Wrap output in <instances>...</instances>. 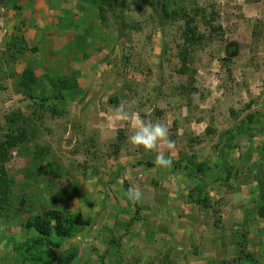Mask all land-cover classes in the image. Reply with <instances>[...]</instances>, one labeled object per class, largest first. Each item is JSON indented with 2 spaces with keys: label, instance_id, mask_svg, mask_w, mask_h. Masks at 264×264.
I'll list each match as a JSON object with an SVG mask.
<instances>
[{
  "label": "rangeland",
  "instance_id": "1",
  "mask_svg": "<svg viewBox=\"0 0 264 264\" xmlns=\"http://www.w3.org/2000/svg\"><path fill=\"white\" fill-rule=\"evenodd\" d=\"M41 1L0 0V138L19 129L28 138L6 166L14 185L0 215V264L59 255L72 264H264V8ZM190 17L203 36L194 44L183 35ZM27 71L36 79L28 88ZM121 104L167 126L171 168L128 143ZM158 151L169 155L163 143ZM197 186L199 203L188 195ZM48 211L77 220L72 238L37 242L33 220Z\"/></svg>",
  "mask_w": 264,
  "mask_h": 264
},
{
  "label": "trees",
  "instance_id": "2",
  "mask_svg": "<svg viewBox=\"0 0 264 264\" xmlns=\"http://www.w3.org/2000/svg\"><path fill=\"white\" fill-rule=\"evenodd\" d=\"M118 6L121 5L120 0H117ZM119 18V16H118ZM194 23V18L190 17L187 20L186 28L184 30V38L187 44L196 43L203 39L202 35H199L196 28L192 27ZM188 59V51L183 50L181 53V60L183 66L186 67V62ZM182 73H186L182 70ZM36 83L34 75L27 71L23 77V85L28 88L30 84ZM53 86H59L61 90H68L72 87H78L77 84L70 86L67 80L52 81ZM15 116L9 118V124H16L17 120ZM19 133L14 135L13 132L8 133L5 139L0 138V215L1 213L10 207L13 200V185L14 181L11 179L7 173L6 166L11 159V150L24 145L27 142V134L25 130L19 129ZM259 185L262 191V196H264V180H259ZM194 193V192H193ZM190 193V198L193 199L194 194ZM32 226L35 231L40 235L41 240L38 243L48 244L49 246L54 245L53 239H70L76 233L77 220L74 218L64 217L60 212L48 211L43 215L35 218L33 220ZM45 264H72L70 257L65 255H59L58 260H51ZM161 264H171L169 259H165ZM222 264H236L235 262H223Z\"/></svg>",
  "mask_w": 264,
  "mask_h": 264
},
{
  "label": "clouds",
  "instance_id": "3",
  "mask_svg": "<svg viewBox=\"0 0 264 264\" xmlns=\"http://www.w3.org/2000/svg\"><path fill=\"white\" fill-rule=\"evenodd\" d=\"M117 117L130 119V127L132 134L128 136V143L135 148H142L144 151H152L155 153L154 165L159 169H169L173 164L171 158V150L174 149L175 143L168 139V128L165 124L159 121L153 122L149 118L141 121L136 113H129L121 104L116 109ZM148 114L145 113V117ZM163 143L169 150V155L166 157L163 152L158 151V146ZM127 198L132 203H140L143 199V194L134 188H129L126 193Z\"/></svg>",
  "mask_w": 264,
  "mask_h": 264
},
{
  "label": "crops",
  "instance_id": "4",
  "mask_svg": "<svg viewBox=\"0 0 264 264\" xmlns=\"http://www.w3.org/2000/svg\"><path fill=\"white\" fill-rule=\"evenodd\" d=\"M39 1H41V0H39ZM246 1H247V0H245V2H246ZM254 1H255V2H256V1H259L260 3H259V4L253 3ZM41 2H42V1H41ZM245 6H246V7H254V8L257 7V8H255V9H258L257 11H258V13H259V8H260V9H261V7L264 8V0H252V3H250V4H249V3H245ZM250 9H251V8H250ZM224 15H225V14H224ZM249 16L252 17V16H253V13H252V14H249ZM255 16H256L257 18H259L258 14H255ZM225 17H228V16L225 15ZM229 17H232V18H233V20H234V23H233V24L236 25V22H239L240 24H238V26H241V24H242L241 21H242V20H237V16H236V15H232V14H231V15H229ZM245 17H247V16H245ZM261 17H262V16H261ZM243 22H245V21L243 20ZM247 22L252 23V21L250 22V20H248V19H247ZM225 24H226V23H225ZM222 25H223L224 29H226V26H224L223 23H222ZM236 26H237V25H236ZM236 26H235V27H236ZM235 33H238V31H235ZM234 35H235V34H234ZM246 45H247V44H246ZM235 47H239V48H241V47H242V44L238 42V43L235 44ZM193 189H194V190H193ZM193 189H192L191 192H190V191L188 192V193H189L188 195H190V193H193V192H194V193H195V192H202L203 187H199V186H197V188H193ZM194 193H193V194H194ZM190 199H191V198H190ZM191 200H192V199H191ZM192 202L199 203V201H197V200H194V201L192 200ZM211 230H213V229H211ZM211 233H212V231H211ZM182 235H185V236H192V235H189V234H182ZM177 246H178L177 243H176L175 245H172V246H171V247H172V248H171V249H172V253H173V254L176 253V255L180 253V250H178L179 247H177ZM173 247L176 248V250H173ZM212 253H213V252H212ZM212 253H211L210 255H212ZM178 257H179V255L174 256V259H175V260H180V258L177 259ZM180 264H183V261H181ZM185 264H188V262H186Z\"/></svg>",
  "mask_w": 264,
  "mask_h": 264
},
{
  "label": "water",
  "instance_id": "5",
  "mask_svg": "<svg viewBox=\"0 0 264 264\" xmlns=\"http://www.w3.org/2000/svg\"><path fill=\"white\" fill-rule=\"evenodd\" d=\"M162 0H158L157 4H160Z\"/></svg>",
  "mask_w": 264,
  "mask_h": 264
},
{
  "label": "flooded vegetation",
  "instance_id": "6",
  "mask_svg": "<svg viewBox=\"0 0 264 264\" xmlns=\"http://www.w3.org/2000/svg\"><path fill=\"white\" fill-rule=\"evenodd\" d=\"M157 5H159V4H157Z\"/></svg>",
  "mask_w": 264,
  "mask_h": 264
}]
</instances>
